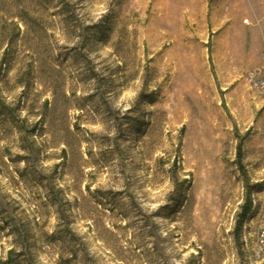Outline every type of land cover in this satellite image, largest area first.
Here are the masks:
<instances>
[{"label":"rangeland","instance_id":"1","mask_svg":"<svg viewBox=\"0 0 264 264\" xmlns=\"http://www.w3.org/2000/svg\"><path fill=\"white\" fill-rule=\"evenodd\" d=\"M264 0H0V259L264 264Z\"/></svg>","mask_w":264,"mask_h":264},{"label":"trees","instance_id":"2","mask_svg":"<svg viewBox=\"0 0 264 264\" xmlns=\"http://www.w3.org/2000/svg\"><path fill=\"white\" fill-rule=\"evenodd\" d=\"M4 232V226L0 225V249L2 245V237ZM30 239H22V245L20 247L14 246L8 251V257L6 261L0 259V264H41L37 260V255L30 249L29 246L23 245L24 242H28Z\"/></svg>","mask_w":264,"mask_h":264},{"label":"built area","instance_id":"3","mask_svg":"<svg viewBox=\"0 0 264 264\" xmlns=\"http://www.w3.org/2000/svg\"><path fill=\"white\" fill-rule=\"evenodd\" d=\"M251 86L258 92L263 93L264 89V64L251 69L247 74Z\"/></svg>","mask_w":264,"mask_h":264},{"label":"bare ground","instance_id":"4","mask_svg":"<svg viewBox=\"0 0 264 264\" xmlns=\"http://www.w3.org/2000/svg\"><path fill=\"white\" fill-rule=\"evenodd\" d=\"M263 92H264V89H263Z\"/></svg>","mask_w":264,"mask_h":264}]
</instances>
